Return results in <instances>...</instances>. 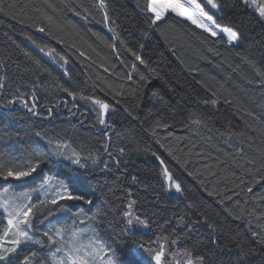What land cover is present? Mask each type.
<instances>
[{
  "label": "trees",
  "instance_id": "1",
  "mask_svg": "<svg viewBox=\"0 0 264 264\" xmlns=\"http://www.w3.org/2000/svg\"><path fill=\"white\" fill-rule=\"evenodd\" d=\"M218 2L221 9L211 13L218 23L239 28L243 38L238 46L220 42L226 38L210 37L171 13L150 27L151 14L143 11L147 0H106L107 24L97 0H0V76L6 78V88L0 90V164L19 167L37 158L48 146L38 142L33 132L45 131L68 140L84 156L108 160L113 168L102 172V164L89 160L88 171L73 185L93 205L72 202L70 209L83 208L88 217H102L101 242L123 247L127 226L121 214L129 199H134L132 211L147 219L149 227L131 231L146 246L158 248L152 241L167 236L168 241L159 242L167 249L193 248L206 255L210 264H264L261 256L249 255L245 260L229 239L250 240L253 231L264 229V219L248 214L264 211V76L259 74L264 72V25L242 8L240 0ZM41 27L44 32L37 30ZM109 28H115L118 39ZM48 48L55 49L51 56L45 54ZM136 55L146 63L141 64ZM141 75L148 78L147 83L140 80ZM57 84L108 103L105 120L110 129L101 132L109 127L98 123L96 105L79 96L73 100ZM17 88L29 97L35 91L40 116L22 119L31 114L19 105L14 111L3 107ZM212 100L216 104L204 103ZM75 107L89 116L87 123L81 125L86 115L74 119ZM48 108L55 109L43 119L49 115ZM192 114L202 123H191ZM157 119L170 126L156 128L153 135ZM232 132L242 135L232 136ZM104 143L116 156L124 148L119 167L104 151ZM153 152L179 180L182 192L168 190ZM48 175L68 182L71 174L63 164H43L35 178L0 180V191H33ZM132 176L137 177L135 184ZM249 186L252 193L246 191ZM241 207L246 219L234 220L229 212L238 215ZM55 211L49 214L45 209L35 218V228L40 229ZM181 215L185 224L176 226ZM205 218L217 225V233L202 223ZM5 225L0 213V230ZM213 236L218 237V245L210 242ZM176 237L180 245H171ZM253 247L260 251L259 245ZM33 251L38 257L46 254L26 247L20 258Z\"/></svg>",
  "mask_w": 264,
  "mask_h": 264
},
{
  "label": "snow or ice",
  "instance_id": "2",
  "mask_svg": "<svg viewBox=\"0 0 264 264\" xmlns=\"http://www.w3.org/2000/svg\"><path fill=\"white\" fill-rule=\"evenodd\" d=\"M99 8L104 10V23L109 22V15L107 11L106 0H97ZM242 8L250 10L251 14L258 18V22L264 25V0H240ZM210 6V9L206 11V8ZM51 7V5H49ZM211 9L219 11L221 4L218 0H147L146 7L143 9L146 13H150L149 26H158V22L164 20L168 14H173L176 17L183 18L184 20L195 25L196 28L201 29L207 33L210 37H220L223 35L226 37V42L229 46H234L241 42L243 33L239 28L232 26L231 24L218 23V19L214 13H211ZM39 10V9H37ZM0 11H3L0 8ZM85 19L87 17H84ZM50 19V18H49ZM115 23V21H112ZM40 32H44V28L37 29ZM116 38H119V34L116 33L115 28H109ZM29 39H31L29 37ZM36 43L35 41H32ZM39 47V45H37ZM41 52H45L44 48H40ZM55 52V49L48 48L46 55L51 56ZM27 55V53H26ZM135 55V53H134ZM64 58L61 57V60ZM136 59L141 64H145L146 61L141 56L136 55ZM67 63V61H64ZM34 63L40 66V61L36 60ZM249 63H251L249 61ZM133 65V69H135ZM259 71V70H258ZM264 76V72L259 73ZM65 75H68L65 72ZM131 74H129V79ZM5 77L0 76V90L6 88ZM141 81L148 82V78L141 75ZM57 87L72 97L73 100L79 96V99L84 101H91L93 105H96L99 109L97 112V121L104 127H110L106 123L105 116L109 111L110 105L105 101L83 94L82 92L77 93L65 87L63 84H57ZM143 87V86H142ZM36 93L32 91L30 97L27 93L20 92L19 88L16 89V93L11 98L6 99L3 103V107L14 111V106L19 105L21 108L26 110V113H30L31 116H24L22 119H31V117L40 116L37 111ZM31 100V103L29 102ZM139 103V101H138ZM205 104L211 103L216 104L215 100L204 101ZM126 112L129 110L124 109ZM48 116L42 117L48 119L51 115L52 109L48 108ZM95 111V109H94ZM129 115H132L129 112ZM195 114L190 116L191 123L201 124L202 120L199 118H193ZM135 118V117H134ZM170 125L167 123H161L157 119L153 124L152 134L155 135L156 128L167 129ZM187 126V125H186ZM232 136H240L242 133L232 132ZM33 136L38 142L42 141L48 147L42 152L37 158L29 160L26 164L19 167H8L0 164V180L3 181H26L29 178H35L38 174V170L41 169V165L50 163L63 164L71 174L69 181L66 182L63 179H57L52 175L45 176L40 183L39 187L35 189L39 192L43 199L37 198L33 201L31 192H21L19 194H10L7 188L0 191V209H2L6 225L0 230V264H210L208 258L203 253L194 251L193 248L189 247H178L176 251L167 249L164 243H159L161 240L168 241L167 236H157L155 241L152 243H158V248H152L146 246L147 242L138 240L135 234L131 231L137 226L147 228L149 222L147 219L141 218L136 215L132 209L137 203L134 199H129L126 210L122 212V219L126 222L125 236L126 238L121 241L123 245L120 247H112L109 244L101 242L98 238V233L95 229H91L92 235H87L89 230L79 229L75 226H51L47 230L41 233L42 237H46V241L43 239H37L33 234L34 219L40 216L47 209L48 213L51 214L55 210L68 211L72 207V202H80L84 205H93V200L88 198L83 191L77 192L74 190L73 185L80 181V177L85 175L89 169V160L93 165H101L100 171L111 172L113 168L110 166L108 160L101 161L98 156H84L82 153L73 147L72 143L68 140L56 139L49 136L45 131H34ZM110 138V137H109ZM159 143V141H157ZM39 146V145H38ZM108 156L111 157L112 161L115 162V166L119 167L120 160L119 156L124 155V148H119V156L113 155L109 151V144L104 143L102 145ZM163 147V145H161ZM169 155H172L171 150L166 149ZM147 151V149H145ZM156 156V153H152ZM264 157V153H261ZM176 159L175 157H173ZM156 159L160 161L162 166V175L165 183L168 185V190L175 189L177 193L182 192L181 183L175 179L168 167L164 165V161L156 156ZM66 162V163H65ZM177 163H180L177 159ZM183 166V165H182ZM126 171V170H125ZM191 175V173H189ZM90 179V177H89ZM264 179V177H261ZM137 177H131V183L135 184ZM259 183V181H256ZM246 191L248 193L253 192V187L249 186ZM131 197V192L128 193ZM212 195V193H209ZM231 199V197H229ZM264 199V197H261ZM223 203V201H220ZM247 203V200H245ZM48 206H55L49 208ZM83 208L77 212L79 217L83 213ZM249 215H256L257 219H264V211L259 214L248 213ZM186 215V214H185ZM185 215H181L176 219V226L185 224ZM234 220H244L245 209L240 208L238 215H233L229 212ZM88 220L94 221L97 225L104 224L102 217L97 214L87 217ZM201 221H198V223ZM80 223H84V219L80 220ZM171 223V222H169ZM211 233H217L218 228L215 223H211L208 219L202 221ZM192 229L190 228L189 231ZM230 240L235 244L236 250L244 254V259L250 255L251 257L261 256L264 257V229L251 233V239H237L232 236ZM213 245H218V237L213 236L210 241ZM171 245H180V237H176L170 241ZM39 245L40 248H48L55 246L54 250L50 255L44 257H38L35 251L23 258H20L19 252L21 247L24 245ZM253 244L259 245L260 251L258 252ZM222 250V249H221Z\"/></svg>",
  "mask_w": 264,
  "mask_h": 264
},
{
  "label": "rangeland",
  "instance_id": "3",
  "mask_svg": "<svg viewBox=\"0 0 264 264\" xmlns=\"http://www.w3.org/2000/svg\"><path fill=\"white\" fill-rule=\"evenodd\" d=\"M214 11H217V10L214 9ZM221 36H223V35H221ZM238 45H239V43L236 44L235 46H238ZM8 190H9L10 194H19V193H21V192H19V193L13 192L10 189H8ZM174 191H175V189H174ZM24 192H31L33 201H35V199H37V198L43 199V196L39 192H36L35 190H33V191H24ZM0 213L3 214L2 209H0ZM87 217L88 216H86L83 213L78 217L77 216V211L74 212L71 209H69L68 211H60V210L57 209L52 215L47 216V218H45V220L41 222V224L38 226V227H40V229H38V230L35 228V226H36L35 223L36 222H35V219H34L33 223H34L35 231H34L33 234L35 235V237L37 239H43V240L46 241L47 238L46 237H42L41 233L43 231L47 230L51 226H56V227L66 226V227H69V228L72 227V226H75V227H77L79 229L89 230L87 235H92L91 229H95L96 232L98 233L99 225H97L94 221L88 220ZM81 219H84V223H80ZM26 247H33V248H39L41 250H45L46 251L45 256H48L54 250L55 246H50L48 248H40L39 245H33V244L24 245V246L21 247V250H20L19 254L21 253L22 249L26 248ZM40 257H44V256H40Z\"/></svg>",
  "mask_w": 264,
  "mask_h": 264
},
{
  "label": "water",
  "instance_id": "4",
  "mask_svg": "<svg viewBox=\"0 0 264 264\" xmlns=\"http://www.w3.org/2000/svg\"><path fill=\"white\" fill-rule=\"evenodd\" d=\"M61 105H60V108L59 109H57V112H56V114L57 115H60L61 114ZM68 107V106H67ZM55 109V108H54ZM53 109V110H54ZM53 110H52V113H53ZM73 111H76V115H75V117H74V119L75 120H81L82 118H84L85 117V115L87 116V119L85 120V122L84 123H82L81 125H83V124H85V123H87L88 122V118H89V116L87 115V114H83V115H81V112H80V109L79 108H77V107H75L74 109H73ZM73 111H71V112H73ZM81 115V116H80ZM78 116H80L78 119H77V117ZM36 118H37V116H36ZM110 129V127L107 129V130H103V131H101V132H106V131H108ZM94 130V129H93ZM108 141L110 142V139H108ZM135 188H137V187H135Z\"/></svg>",
  "mask_w": 264,
  "mask_h": 264
},
{
  "label": "flooded vegetation",
  "instance_id": "5",
  "mask_svg": "<svg viewBox=\"0 0 264 264\" xmlns=\"http://www.w3.org/2000/svg\"><path fill=\"white\" fill-rule=\"evenodd\" d=\"M80 116H81V115H80ZM80 116H79V117H80ZM82 119H83V118H82ZM82 119H81V120H82Z\"/></svg>",
  "mask_w": 264,
  "mask_h": 264
}]
</instances>
